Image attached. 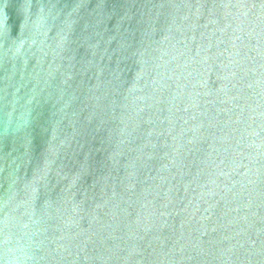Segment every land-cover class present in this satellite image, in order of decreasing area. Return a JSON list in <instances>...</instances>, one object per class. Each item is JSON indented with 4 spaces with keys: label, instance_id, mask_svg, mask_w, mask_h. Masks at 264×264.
<instances>
[{
    "label": "water",
    "instance_id": "1",
    "mask_svg": "<svg viewBox=\"0 0 264 264\" xmlns=\"http://www.w3.org/2000/svg\"><path fill=\"white\" fill-rule=\"evenodd\" d=\"M0 264H264V0H0Z\"/></svg>",
    "mask_w": 264,
    "mask_h": 264
}]
</instances>
